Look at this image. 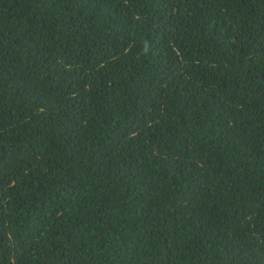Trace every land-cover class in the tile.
I'll use <instances>...</instances> for the list:
<instances>
[{
    "label": "trees",
    "instance_id": "obj_1",
    "mask_svg": "<svg viewBox=\"0 0 264 264\" xmlns=\"http://www.w3.org/2000/svg\"><path fill=\"white\" fill-rule=\"evenodd\" d=\"M0 264H264V0H0Z\"/></svg>",
    "mask_w": 264,
    "mask_h": 264
}]
</instances>
